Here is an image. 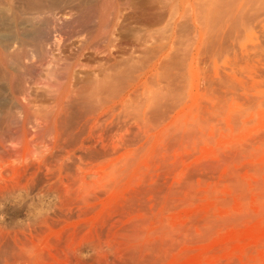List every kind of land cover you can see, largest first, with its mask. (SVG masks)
I'll return each instance as SVG.
<instances>
[{
  "label": "rangeland",
  "instance_id": "374dc122",
  "mask_svg": "<svg viewBox=\"0 0 264 264\" xmlns=\"http://www.w3.org/2000/svg\"><path fill=\"white\" fill-rule=\"evenodd\" d=\"M32 1L0 0V264H264V0Z\"/></svg>",
  "mask_w": 264,
  "mask_h": 264
},
{
  "label": "bare ground",
  "instance_id": "6f19581e",
  "mask_svg": "<svg viewBox=\"0 0 264 264\" xmlns=\"http://www.w3.org/2000/svg\"><path fill=\"white\" fill-rule=\"evenodd\" d=\"M26 1H27V0H26ZM34 1H35V0H34ZM34 1H32V2H34ZM36 1H37V0H36ZM36 1H35V2H36ZM40 1H42V0H40ZM76 1H78V2H76ZM102 1H104V0H102ZM106 1H107V0H105V2H106ZM110 1H111V0H110ZM141 1H144V0H141ZM226 1H227V0H226ZM4 2H5V1H4ZM21 2H23V0H22V1L19 0V3H21ZM29 2H31V0H29ZM35 2H34V3H35ZM44 2H45V1H44ZM139 2H140V1H138V2L135 1V3H133V6H134V4H135V6H137V5H141V6H143L144 8H146V7H147L146 5H148V4H145V6H146V7H145L144 4H143L144 2L142 3L143 5L140 4ZM159 2H160V1H159ZM71 3H73V6H74L75 8H78V10L81 9V10H80V13H81V15H82L83 17H87V15H88V16L90 17V19H93V18L96 16V14H97V4H98V3H97V0H46V4L44 5V3H43V5H44V6L47 5V6H46L47 8H53V9L56 8V9H55V12H56L57 8H58V9H59V7L62 8V5H63V4H64L63 7L65 8L66 6L68 7ZM74 3H76V4H74ZM108 3H111V2L107 1V4H108ZM112 3H113V2H112ZM145 3H146V0H145ZM147 3H148V2H147ZM151 3H152V2H151ZM24 4L26 5L27 2H24ZM38 4H39V2H38ZM103 4H104V2H103ZM153 4H154V3H153ZM156 4H157V3H156ZM154 5H155V4H154ZM157 5H158V4H157ZM40 6H41V5H40ZM44 6H43V7H44ZM53 6H56V7H53ZM71 6H72V5H71ZM102 6H103V5H102ZM104 6H105V8L103 7V10L106 9L105 11H107V8H106L107 5L105 4ZM141 6H137V7H140V9H141ZM148 6H149V5H148ZM74 7H72V8L74 9ZM4 8H5V7H4ZM61 8H60V9H61ZM112 8H113V7H112ZM24 9H25V8H24ZM114 9H115V8H114ZM135 9H138V10H139V8H135ZM148 9H149V8H148ZM148 9H147V10H148ZM8 10H9V9H8ZM41 10L45 11V13H46V10H44V8L41 9ZM145 10H146V9H145ZM155 10H156V9H155ZM25 11H26V9H25ZM33 11H34V10H33ZM43 11H42V12H43ZM53 11H54V10H53ZM58 11H59V10H58ZM58 11H57V13H59ZM142 11H143V9H142ZM142 11H141V12H142ZM8 12H10V11H8ZM23 12H24V11H23ZM55 12H54V14H55ZM60 12H61V11H60ZM136 12H137V11H136ZM136 12H135V13H136ZM146 12H147V11H146ZM47 13H48V12H47ZM144 13H145V11H144ZM144 13H142L143 16H144ZM102 14H103V11H102ZM133 14H134V13H133ZM136 14L138 15V13H136ZM139 14H140V13H139ZM56 15H57V14H56ZM110 15H111V14H110ZM137 15H135V17H137ZM57 16H58V15H57ZM107 16H108V15H107ZM111 16H112V15H111ZM143 16H142V17H143ZM80 17H81V16H80ZM83 17H81V18H83ZM138 17H139V21H140V16L138 15ZM138 17H137V18H138ZM145 17H146V15H145ZM36 18L39 19L38 17H36ZM54 18H55V17H54ZM132 18H133V17H132ZM161 18H162V17H161ZM7 19H8V18H7ZM34 19H35V18H34ZM56 19H57V18H56ZM104 19H105V18H104ZM126 19H127V18H126ZM126 19H125V20H126ZM134 19H136V18H134ZM52 20H53V19H52ZM137 20H138V19H137ZM143 20H144V18H143ZM7 21H8V20H7ZM24 21H26V20H24ZM49 21H50V20H49ZM104 21H105V20H104ZM129 21H130V20H129ZM139 21H138V22H139ZM146 21H147V19H146ZM146 21H143V22H144V23H143L142 20H141V22H142L143 24H146V23H145ZM158 21H159V20H158ZM3 22H4V21H3ZM20 22H23V21H20ZM26 22H27V21H26ZM50 22H51V21H50ZM50 22H49V23H50ZM57 22H58V21H56L55 23H57ZM59 22H60V21H59ZM136 22H137V21H136ZM5 23H7V22L5 21ZM9 23H10V22H9ZM24 23H25V22H23V24H24ZM36 23H37V22H36ZM102 23H103V22H102ZM127 23H128V22H127ZM7 24H8V23H7ZM20 24H22V23H20ZM50 24H52V23H50ZM60 24H61V23H59V25H60ZM62 24H63V23H62ZM62 24H61V25H62ZM79 24H80V22H79ZM100 24H101V23H100ZM123 24H125V23H123ZM137 24L139 25L140 22L137 23ZM3 25H5V24H3ZM31 25H32V24H31ZM39 25H40V24H39ZM43 25H46V24L44 23ZM55 25H56V24H54V27H55ZM72 25H75V24H72ZM88 25H89V24H88ZM88 25H87V26H88ZM104 25H105V23H104ZM129 25H130V24H129ZM146 25H148V24H146ZM0 26H1V25H0ZM6 26H7V25H6ZM26 26H29V27H30V25H26ZM26 26H25V28H29V27H26ZM70 26H71V25H70ZM70 26H68V28H69ZM123 26H124V25H123ZM125 26H126V25H125ZM127 26H128V25H127ZM142 26H143V25H142ZM2 27H3V26H2ZM32 27H33V26H32ZM36 27H37V26H36ZM66 27H67V26H65V28H66ZM79 27H80V26H79ZM82 27H83V26H81V29H82ZM85 27H86V26L84 25V29H85ZM94 27H95V26H94ZM105 27H106V26H105ZM9 28H10V27H9ZM9 28H6V30L9 29ZM20 28H21V27H20ZM52 28H53V27H50L48 30H46V32H45V33H46V36H45V37L43 36V41H44V42H45V39H44V38L47 39V38H50V36H51V37H52V36L54 37V35H55L56 32L53 31L54 28H53V29H52ZM65 28L62 29V30H65ZM126 28H127V27H126ZM3 29H5V28H3ZM23 29H24V28H23ZM34 29H35V27H34ZM56 29H57V31H58V28H56ZM89 29H90V28H89ZM91 29H93V28L91 27ZM100 29H101V28H100ZM103 29H104V27H103ZM25 30H26V29H25ZM28 30H29V29H28ZM28 30H27V31H28ZM60 30H61V26H60ZM60 30H59V32H60ZM62 30H61V31H62ZM69 30H70V29H69ZM87 30H88V29H87ZM105 30H106V29H105ZM105 30H104V31H105ZM130 30H132V32H133L134 29L131 28ZM136 30L138 31V30H140V29H138V27H136ZM136 30H134L135 33L133 32V34H136ZM142 30H143V29H141V31H139V32H143ZM23 31H24V30H23ZM52 31L55 32L54 35L52 34ZM104 31H103V32H104ZM124 31H126V30L124 29ZM128 31H129V30H128ZM4 32H5V31H4ZM59 32H58V33H59ZM66 32H67V31H66ZM74 32H75V31H74ZM79 32H80V31H79ZM144 32H145V31H144ZM23 33H24V32H22V34H23ZM29 33H30V30H29ZM63 33H64V31H63L62 33L60 32L59 34H60V35H61V34L63 35ZM124 33H125V32H124ZM127 33H128V32H126V35H127ZM129 33H130V32H129ZM3 34H4V33H3ZM3 34H0V37L3 36ZM8 34H9V33H8ZM30 34L33 35L32 32H31ZM42 34H43V33H41V35H42ZM56 34H57V33H56ZM59 34H58V35H55V37L58 36V39H56V41L59 40L60 37H61ZM100 34H101V33H100ZM131 34H132V33H131ZM138 34H139V33H138ZM6 35H7V34H6ZM28 35H29V34H28ZM35 35L37 36L38 34H35ZM41 35H40V36H41ZM101 35H102V34H101ZM141 35H142V34H141ZM24 36H26V33L24 34ZM29 36H30V35H29ZM33 36H34V35H33ZM38 36H39V35H38ZM38 36H37V37H38ZM40 36H39L37 39H39V38L41 39L42 36H41V37H40ZM59 36H60V37H59ZM99 36H100V35H99ZM130 36H131V35H130ZM138 36H139V35H138ZM138 36H136V39H137ZM9 37H10V36H9ZM27 37H28V36H27ZM31 37H32V36H31ZM143 37H144V35H143ZM143 37L141 36L142 39H143ZM133 38H134V37H133ZM7 39H8V38H7ZM50 39H52V38H50ZM50 39H49L48 41H50ZM3 40H4V39H3ZM9 40H10V38H9ZM18 40H19V39H18ZM18 40H17V42H18ZM53 40H54V39H53ZM62 40H63V39H62ZM134 40H135V39H134ZM138 40H139V37H138L137 41H138ZM7 41H8V40H7ZM34 41H36V40H34ZM37 41H38V40H37ZM40 41H42V40H40ZM40 41H39V42H40ZM60 41H61V40H60ZM19 42H20V40H19ZM29 42H30V41L26 42V44L29 43ZM135 42H136V41H135ZM138 42H139V41H138ZM138 42H137V43H138ZM56 43H57V42H56ZM104 43H105V42H104ZM140 43H141V42H140ZM140 43H139V44H140ZM144 43H145V42H144ZM9 44H10V43H9ZM9 44L7 43L8 46H9ZM33 44H34V43H33ZM102 44H103V43H102ZM17 45H18V44H17ZM17 45H16V46H17ZM21 45L23 46V44H21ZM21 45L18 46V47H21ZM44 45H45V44H44ZM4 46H5V45H4ZM29 46H30V47H33L34 45L31 46V44H29ZM29 46H28V47H29ZM39 46H40V44H38L36 47H39ZM41 46H42V45H41ZM57 46H58V45H57ZM125 46H126V45H125ZM23 47H24V46H23ZM14 48H15V47H14ZM16 48H17V47H16ZM34 48H35V47H33V49H34ZM20 49H22V47L19 48L18 50H20ZM12 50H13V49H12ZM14 50H15V49H14ZM29 50H30V49H29ZM35 50H36V48H35ZM41 50H42V49H41ZM16 51H17V50H16ZM37 51L39 52L38 49H37ZM57 51H58V50H57ZM8 52H10V51L8 50ZM11 53H13V52L11 51ZM18 53H19V52H18ZM18 53H17V57H16V58H20L21 55H22V54H21L20 57H18ZM28 53H29V52H28ZM125 53H126V52H125ZM129 53H130V52H129ZM30 54H31V53H30ZM3 55H4V53L0 51V63H1V65H3V64L6 63V59H5L6 57H8V59H9V57H10V56H6V57L4 58ZM6 55H7V54H6ZM9 55H10V54H9ZM13 55H14V54H13ZM32 55L34 56V54H32ZM11 56H12V55H11ZM33 56H32V58H33ZM53 56H54V55H53ZM13 57L15 58V55H14ZM25 57H26V56H25ZM34 57H35V56H34ZM39 57H40V56H39ZM39 57H38V59H39ZM128 57H129V56H128ZM53 58H54V57H53ZM89 58H90V57H89ZM28 59H29V58H28ZM33 59H37V58H33ZM38 59H37V62H38ZM122 59H123V57H122ZM20 60L22 61L23 59H20ZM45 60H46V59H45ZM92 60H93V59H92ZM9 61H10V60H9ZM14 61H15V60H14ZM17 61H18V59H17ZM27 61H28V60H27ZM27 61H26V62H27ZM39 61H40V60H39ZM122 61H123V60H122ZM132 61H133V60H132ZM134 61H135V60H134ZM10 62H11V61H10ZM12 62H13V61H12ZM32 62H33V60H32V61H29L28 63H29V64H30V63L32 64ZM37 62H36V66H37V64L40 66V64L37 63ZM60 62H61V61H60ZM18 63H20V62L18 61ZM40 63H41V61H40ZM29 64H28V66H29ZM31 64H30V65H31ZM19 65H20V64H19ZM21 65H22V64H21ZM33 65H34V64H33ZM125 65H126V63H125ZM23 66H24V65H22V67H23ZM47 66H48V65H47ZM117 66H118V65H117ZM10 67H11V66H10ZM20 67H21V66H20ZM115 67H116V66H115ZM14 68L17 69L16 66H15ZM18 68H19V67H18ZM24 68H25V67H24ZM43 68H44V67H43ZM122 68H123V67H122ZM0 69H1V68H0ZM16 69H15V70H16ZM21 69H22V68H20L19 71H20V73L22 74ZM97 69H98V68H97ZM100 69H101V68H100ZM22 70H23V69H22ZM47 70H48V68H47ZM4 71H5V70H4ZM19 71H18V73H19ZM24 71H25V70H23V73H24ZM106 71H107V70H106ZM106 71H105V72H106ZM8 73H9V72H8ZM25 73H26V72H25ZM98 73H99V72H98ZM100 73H101V72H100ZM115 73H116V72H115ZM26 74H27V73H26ZM26 74H25V75H26ZM104 74H105V73H104ZM107 74H108V73H107ZM46 75H47V73H46ZM102 75H103V74H102ZM14 76H15V75H14ZM21 76H22V75H21ZM27 76H28V75H27ZM50 76H51V74H50ZM85 76H86V75H85ZM25 77H26V76H25ZM29 77H30V76H29ZM8 78H9V77H8ZM22 78L24 79V76H22ZM31 78H32V77H31ZM97 78H98V77H97ZM101 78H102V77H101ZM125 78H126V77H125ZM125 78H124V79H125ZM19 79H20V78H19ZM19 79H18V80H19ZM23 79H22V81H23ZM13 80H14V79H13ZM15 80L18 81L17 78H15ZM15 80L13 81L14 84H15L14 88L16 87L14 90H15L16 93H17V91L21 90V89L18 90L19 86H21V85L18 84V82L15 83V82H16ZM86 80H87V79H86ZM89 80H90V79H89ZM93 80H94V79H93ZM99 80H100V79H99ZM20 81H21V79H20ZM96 81H97V80H96ZM108 81H109V80H108ZM108 81H107V82H108ZM119 81H120V80H119ZM33 82H34V81H33ZM87 82H88V81H87ZM23 83H24V82H23ZM23 83H22V84H23ZM28 83H29V82H28ZM85 83H86V82H85ZM95 83H96V82H95ZM17 84H18L19 86H17ZM80 84H81V83H80ZM99 84H100V83H99ZM109 84H110V83H109ZM111 84H112V83H111ZM116 84H117V83H116ZM4 85H5V84H4ZM95 85H96V84H95ZM22 86H23V85H22ZM100 86H101V85H100ZM106 88H107V87H106ZM112 88H114V87H112ZM94 89H95V88H94ZM100 90H101V89H100ZM113 91H114V90H113ZM119 91H120V90H119ZM21 92H22V90H21ZM80 92H81V91H80ZM91 92H92V91H91ZM0 93H1V92H0ZM109 93H110V92H109ZM17 94H20V93H17ZM21 94H23V93H21ZM84 94H85V93H84ZM98 94H99V93H98ZM115 95H116V93H115ZM97 96H98V95H97ZM97 96H96V97H97ZM101 96H102V95H101ZM109 96H110V95H109ZM112 96H113V95H112ZM81 97H82V96H81ZM83 98H84V97H83ZM101 99H102V98H101ZM75 100H76V99H75ZM78 100H79V99H78ZM78 100H77V101H78ZM103 100H104V99H103ZM88 102H89V101H88ZM88 102H87V103H88ZM77 103H78V102H77ZM97 103H98V102H97ZM91 106H92V105H91ZM89 107H90V106H89ZM35 108H36V107H35ZM87 108H88V106H87ZM87 108H86V109H87ZM37 109H38V108H37ZM38 111H39V110H38ZM34 112H35V111H34ZM36 112H37V111H36ZM4 114H5V113H4ZM2 122H3V121H2Z\"/></svg>",
  "mask_w": 264,
  "mask_h": 264
}]
</instances>
